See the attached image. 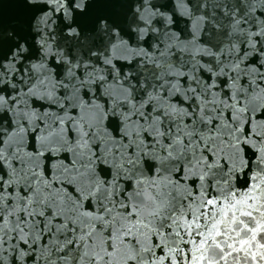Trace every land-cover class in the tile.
<instances>
[{"label": "snow or ice", "instance_id": "6c2138e0", "mask_svg": "<svg viewBox=\"0 0 264 264\" xmlns=\"http://www.w3.org/2000/svg\"><path fill=\"white\" fill-rule=\"evenodd\" d=\"M0 72L11 76L0 87V198L11 207L18 193L22 209L0 214V264H264V0H0ZM73 86L84 106H103L113 163L82 122L81 143ZM49 87L63 105L27 96ZM168 106L188 114L170 119ZM157 120L159 135L124 130ZM41 135L76 147L42 151ZM58 161L76 182L56 178ZM137 176L151 199L133 197Z\"/></svg>", "mask_w": 264, "mask_h": 264}, {"label": "clouds", "instance_id": "9594fccd", "mask_svg": "<svg viewBox=\"0 0 264 264\" xmlns=\"http://www.w3.org/2000/svg\"><path fill=\"white\" fill-rule=\"evenodd\" d=\"M36 2V0H29V3H34ZM13 37V33L12 31L9 29L6 34H3V38L8 39ZM44 39L46 40L47 38L44 37ZM22 47H26V45H22ZM44 51L46 53H51L52 52V47L51 45L45 44L44 47ZM17 50L13 49V58H15V54H16ZM34 62V61H33ZM25 67H28L27 62L25 63ZM9 69L10 71H14L15 69V65L10 64L9 65ZM17 75L19 76V74L17 73ZM24 79L25 83L22 86L20 83H16L15 87L17 88H22L28 85V83H30V81L28 80V73H25V76L22 78ZM4 82H9L11 83V76L8 75L7 76V81H5V74L3 72H0V87H3V83ZM48 84L54 85V80L53 77L51 75L48 76ZM113 93V90L105 88V94L106 95H111ZM70 94H71V103H70V107H81V113H80V117L76 118L77 119V124L73 125L74 127L77 128V132H78V136L80 138L81 143H84L83 138H82V134L86 131L84 128H81L79 125L82 122L84 125L90 126L91 128H94L96 130L95 135L92 138V143L95 144L99 141V143L101 144V148L100 151L103 154L102 158H107V162L108 163H113L112 157H111V150L114 146H116L119 142L118 141H114L112 139V133L110 131H105L104 128V121H105V113H104V109L103 106L100 104H96L95 101L93 102V106L92 107H86L83 104V101L80 97V92L79 90L73 86L70 89ZM27 96L29 99H31L32 96H39L40 100L37 101V104H39L41 101L45 104H51V105H63L65 103V99L61 98L59 96L55 95V92L52 91L51 87H49L48 90L41 92L38 88H34L32 90L31 93H27ZM121 98H126V94H118L117 95V99H121ZM190 98V97H189ZM166 105V102H165ZM159 106V105H158ZM167 106V105H166ZM8 105L7 103L3 102V97L0 96V114H2L6 109H7ZM57 111H59V109H57ZM168 111L171 113L173 111H175V115L170 116V119H175L176 116H185L188 113L186 112V110H176L175 106H168ZM39 114V113H37ZM13 118L16 120V123L19 124L20 119L22 118L20 113H17L15 110H13ZM28 118H30L32 120L33 125H35V117L33 116L32 112H31V105H29L28 107V112H27ZM43 118V117H42ZM61 119L68 121L70 119H72V117H70L68 115V110H65V113L62 114L60 116ZM257 130L264 132V122H257ZM143 129H147L149 131L152 132L153 135H159V121H155L153 124H144V125H139V128L136 127V125L134 124L133 126H131V128L126 127L124 130L125 132H128L129 130L131 131H137V130H143ZM15 139V138H13ZM39 142H40V147L42 151H48L50 148H55L57 152H60L62 150H65L66 148H73L75 149V145H68L66 143V141L61 138L58 139L56 141H53L51 138L41 135L39 138ZM133 143H137V141H133ZM259 147V145H257ZM142 147L139 146L138 144V148H137V156L135 157V159L139 162V152L142 151ZM126 152V148L122 149V153ZM153 155V154H150ZM177 158H181L179 156V153H176ZM86 158V154L85 153H81L79 151L74 150L73 151V159H75L77 161V163H79L82 159ZM155 158L156 159H167V158H161L159 156L158 153L155 154ZM117 160H119V158H117ZM231 160L234 166V170L235 168H238L241 164L244 163L243 161V153L242 151H240L239 149H237L236 151L231 152ZM260 161L261 163H264V152L261 153L260 156ZM33 163H42V161H39V158H33ZM94 163V162H93ZM31 166V164L29 165ZM54 168L56 170V178L61 179V180H67L69 183H74L76 182V176L73 173L72 169L69 168L67 165L63 164L62 161H58L55 165ZM89 171L94 172L95 169L94 168H89ZM190 175L192 174H199V169L197 170L196 173H192L190 171L189 173ZM123 175V174H121ZM146 175V173H145ZM16 176H19V170H17ZM137 179V187L140 189L139 193H133V197L135 198L138 195H144L147 196L149 199H151V192H149L147 189L149 187V183L148 181H145L144 186L141 187L139 185V180H138V176L136 177ZM94 183H98L101 185L102 188V182L100 181H94ZM116 188V192L117 194L120 191V188H122V185L119 186H115ZM81 193L82 195L87 198L89 195H92V191H91V187L87 186V185H82L81 186ZM37 199H39V197H37ZM15 205L11 206V207H4V201L2 198H0V214H15L19 211H21L22 209L19 207L21 204V198L19 196V194L17 193L15 196ZM42 205L43 202L41 201L40 204H38L35 208V211L40 212L42 210ZM49 206H52L56 209L57 212L60 211V205L58 204H53V202L51 200H49ZM28 211H32V209H28ZM0 255H2V253H0Z\"/></svg>", "mask_w": 264, "mask_h": 264}]
</instances>
